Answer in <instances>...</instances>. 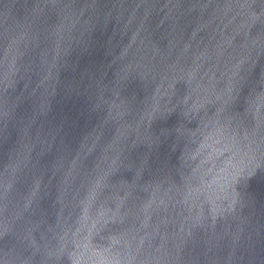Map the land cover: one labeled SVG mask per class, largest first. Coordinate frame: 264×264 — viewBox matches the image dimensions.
Masks as SVG:
<instances>
[{"label": "water", "instance_id": "water-1", "mask_svg": "<svg viewBox=\"0 0 264 264\" xmlns=\"http://www.w3.org/2000/svg\"><path fill=\"white\" fill-rule=\"evenodd\" d=\"M0 264H264V0H0Z\"/></svg>", "mask_w": 264, "mask_h": 264}]
</instances>
